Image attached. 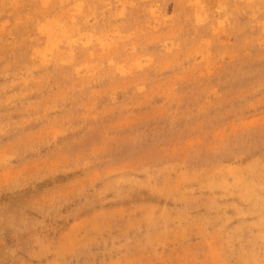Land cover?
Returning <instances> with one entry per match:
<instances>
[{
  "label": "rangeland",
  "instance_id": "1",
  "mask_svg": "<svg viewBox=\"0 0 264 264\" xmlns=\"http://www.w3.org/2000/svg\"><path fill=\"white\" fill-rule=\"evenodd\" d=\"M0 264H264V0H0Z\"/></svg>",
  "mask_w": 264,
  "mask_h": 264
}]
</instances>
